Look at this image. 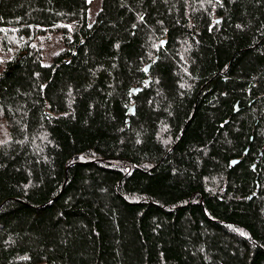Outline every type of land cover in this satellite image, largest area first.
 <instances>
[{
  "label": "trees",
  "instance_id": "1",
  "mask_svg": "<svg viewBox=\"0 0 264 264\" xmlns=\"http://www.w3.org/2000/svg\"><path fill=\"white\" fill-rule=\"evenodd\" d=\"M90 10L0 0V264H264V0Z\"/></svg>",
  "mask_w": 264,
  "mask_h": 264
},
{
  "label": "rangeland",
  "instance_id": "2",
  "mask_svg": "<svg viewBox=\"0 0 264 264\" xmlns=\"http://www.w3.org/2000/svg\"><path fill=\"white\" fill-rule=\"evenodd\" d=\"M90 2H91L90 19L92 20L99 10L101 0H90Z\"/></svg>",
  "mask_w": 264,
  "mask_h": 264
},
{
  "label": "water",
  "instance_id": "3",
  "mask_svg": "<svg viewBox=\"0 0 264 264\" xmlns=\"http://www.w3.org/2000/svg\"><path fill=\"white\" fill-rule=\"evenodd\" d=\"M146 73H149L150 71V64L146 66ZM150 82V78L146 80V84H148ZM142 90V87H138L135 89H132V93H137L140 92ZM130 115H133L135 113V107H131L130 111H129ZM237 161H234L233 164H236Z\"/></svg>",
  "mask_w": 264,
  "mask_h": 264
}]
</instances>
